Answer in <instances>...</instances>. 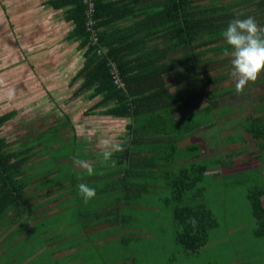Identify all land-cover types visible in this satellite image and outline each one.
Returning <instances> with one entry per match:
<instances>
[{"label": "rangeland", "instance_id": "rangeland-1", "mask_svg": "<svg viewBox=\"0 0 264 264\" xmlns=\"http://www.w3.org/2000/svg\"><path fill=\"white\" fill-rule=\"evenodd\" d=\"M41 1L0 0V80L3 81L0 84V115L13 110L17 112L5 124L1 135L11 142L12 149H18L40 132L60 129L56 140H53L56 145L46 155L36 156L26 170L27 174L34 171L41 176L48 175L39 188L49 189L65 184L62 190L71 192L72 199L62 212L50 214L41 221L43 227H58L59 220L68 222L72 217L77 219L78 213L96 212L98 206L104 203H111L115 208L119 205L116 201H122V193L113 183L116 168L111 167V160L104 162L103 157L98 160L97 156H102V150L98 147L102 139L123 142L128 120L104 116L100 113L104 108L87 114L99 98L87 100L83 95L72 98L78 83L70 85V80L82 65V57L76 44H69L65 40L71 26L62 21L60 12L44 7ZM230 61L231 57L224 55V52L210 51L203 57L202 63L206 65L201 79L218 80L222 73H229L226 79L212 81L203 89L205 95H209V103L216 104L213 106L214 113L209 116L194 114L207 103L203 92H200L199 82L177 85L172 82L170 88L174 94H184L188 102L186 108L170 115L169 119L175 125L170 131L181 129L183 122L179 121L187 122L192 114L196 119L203 118L205 126L212 124L210 129L200 126L198 130L181 136L174 144L179 150L175 155L177 164L194 160L207 168L191 192L196 197L186 195L183 198L184 204L189 206L204 204L214 215L216 225L208 231L207 242L194 253L183 252L181 246L175 243L177 229L173 219V203L170 202L168 206L164 203V198L170 197V191L161 188L160 193L152 194L150 191L149 195L142 194L137 200L127 199L126 204L130 206L124 207L123 211L131 216V222L118 220L119 224L113 226L114 232L119 233L118 239L114 238L110 245L114 251L103 262L98 258L92 264H264V237L254 235L256 223L247 199L249 191L262 184V169L252 165L251 161L255 156L252 153H258L255 157L264 168V139L257 148L252 136L245 130L249 126L247 118L257 117L254 111L264 103V82H257L258 79L263 80L264 70L256 81L249 82L243 92L237 93L236 82L230 75ZM167 78L169 82L172 79ZM8 89H13L15 93L11 100L6 96ZM260 111L259 108L257 112ZM160 136L164 141L169 139L168 134ZM21 137L24 140L19 139ZM48 137L46 134L41 140L43 145ZM195 142H198L197 149L202 151H191ZM174 145L159 147L158 165L162 163L160 158L167 157L170 147ZM90 155L94 158L89 162L94 174L88 176L73 161L84 160ZM191 155L194 157L191 158ZM228 158L236 164L219 167L214 163L216 160L229 162ZM101 175L106 178L103 179ZM90 181L94 182L92 187L96 189V201L90 200L84 204L77 186L82 182L88 185ZM105 182L109 183L112 192L104 191ZM160 186L164 187L162 182ZM98 190L101 192L97 193ZM34 226L37 227L36 224ZM37 230L34 227V231ZM120 235L128 236L124 245L120 244ZM118 246L121 248L119 251ZM85 252V258L96 256L89 250L85 249ZM99 253L100 249L97 251ZM59 260L47 250L34 256L28 264H57Z\"/></svg>", "mask_w": 264, "mask_h": 264}, {"label": "trees", "instance_id": "trees-1", "mask_svg": "<svg viewBox=\"0 0 264 264\" xmlns=\"http://www.w3.org/2000/svg\"><path fill=\"white\" fill-rule=\"evenodd\" d=\"M85 1L88 0H44L41 3L60 12L62 21L71 26L65 40L76 44L82 57V65L70 83L73 85L81 80L72 98L81 95L87 100L99 98L87 114L104 108L100 112L104 116L128 120L122 136L124 151L113 153L111 158L116 161L113 183L122 193V201L115 196L116 203L130 206L126 204L127 199L137 200L142 194L149 195L150 191L153 194L160 193L161 188L168 189L170 197L166 196L164 203L166 206L173 203L177 229L174 241L185 253L197 252L207 242L208 231L216 225L215 218L204 204L189 206L184 204L183 198L194 196L191 192L207 168L197 161L177 164L175 155L179 150L174 144L181 136L205 126L206 121L194 118V114L209 116L214 113L216 104L209 103V95L206 96L203 89L210 82H218L229 75L227 71L218 80L201 79L206 65L202 63L203 57L210 51L224 52L229 48L221 33L234 19L251 16L264 29V0H90L94 4L93 33L86 31L85 11L89 4ZM109 63L117 67L123 88L113 84ZM167 77L172 78L170 82ZM262 81L264 78L257 82ZM172 82L173 85L199 82L207 103L187 122L179 121L183 122L181 129L170 131L175 126L170 115L186 108L188 103L184 94L170 91ZM259 108L262 113L255 118L249 116V126L245 129L254 144H258L257 148L264 139V103ZM16 115L15 110L0 115V226L10 216L14 221L21 219L26 210L24 190L28 162L36 156L46 155L56 145L53 140L60 130H45L32 141H25L20 148L12 149L11 142L1 132ZM208 125L212 124L205 127ZM46 134L49 137L43 145L41 140ZM161 134H168L169 139L164 141ZM174 137L176 139H172ZM19 139L24 140L23 137ZM163 143L174 146L170 147L167 157L160 158L162 163L158 165V146L162 147ZM197 145L194 144L191 151L197 152ZM228 161L216 160L214 163L219 167L236 164L231 158ZM161 182L164 187L160 186ZM108 185L105 182L104 191L112 192ZM262 197L264 185L253 188L247 195L256 223V237H264ZM192 217L196 219L195 228L187 223ZM117 222L115 220L114 224Z\"/></svg>", "mask_w": 264, "mask_h": 264}, {"label": "crops", "instance_id": "crops-1", "mask_svg": "<svg viewBox=\"0 0 264 264\" xmlns=\"http://www.w3.org/2000/svg\"><path fill=\"white\" fill-rule=\"evenodd\" d=\"M80 81L81 80L77 81V83ZM254 112H256L257 115L262 113L257 112V110ZM228 115L230 114L228 113ZM209 127L211 126L208 125V128ZM7 141L9 142V140ZM194 144H198V142ZM255 144L258 146L257 143ZM165 145L166 144L163 143L162 147ZM159 147L161 146H158L160 150ZM200 151L202 150H198V152ZM252 154L258 156V153L255 152ZM255 156L251 163L257 168L259 167L262 169V187L264 185V168H262L260 161L257 160L258 157ZM100 157L102 156H97V159L100 160ZM193 157L194 155H191V158ZM93 159L94 158L90 155L84 160L90 162ZM183 163L184 162H182V164ZM27 166L30 167V162H28ZM76 167L79 166L76 165ZM239 174H241V171ZM100 177L103 179L106 178L105 175H101ZM98 178H96L95 181H97ZM47 179L48 175L41 176L34 171H30L29 174L25 172L26 188L24 192L26 210L23 211L21 219H15L16 221H14L12 220V216H10V219L3 222L0 226V264H28L34 256L42 254L47 250L51 252L52 257L57 258V260L60 259L57 261V264H92L93 261L96 259L98 260V258L101 259L102 262L106 260L109 253L114 251V248L110 246L111 243L114 242V238L118 239L119 235V233H115L113 229V226L119 224V222L114 224V221L119 220L122 223H130L132 220L131 216H128V214L125 215L123 211L124 207L129 206L118 205L113 208L111 203L109 205L104 203L98 206L96 212L86 211L78 213L77 219L72 217L68 222L64 220L61 222L59 220L58 227L57 225L43 227L41 221L44 218L46 219V216L57 213L58 211L62 212V210L68 206L67 203L72 199L70 195L71 192H68L67 189L62 190L65 184L60 187L56 185V187H51L49 189L39 188L41 182ZM93 184L94 182L92 183L90 181L88 186L92 187ZM91 200L96 201V196ZM261 203L264 206V197H262ZM40 212H44L45 214L39 215ZM35 218L36 220L33 221ZM34 224H36L37 227L34 226ZM34 227L38 229L36 232L34 231ZM127 240L128 236L120 235V244L124 245L123 243ZM35 243H37V245H35ZM42 243H44V246H41ZM85 249L91 251V253H95L96 256L85 258V254L87 253H83ZM98 249H100L99 255L97 254ZM120 249V246H118L117 251Z\"/></svg>", "mask_w": 264, "mask_h": 264}, {"label": "clouds", "instance_id": "clouds-1", "mask_svg": "<svg viewBox=\"0 0 264 264\" xmlns=\"http://www.w3.org/2000/svg\"><path fill=\"white\" fill-rule=\"evenodd\" d=\"M229 48H226L224 55L231 57L232 70L230 75L236 82L237 93L243 92L249 82L256 81L258 75L264 70V29L260 28L254 17L245 19H234L229 22L226 29L221 33ZM0 84L3 81L0 80ZM13 89H8L6 96L9 100L14 97ZM102 150L104 162L111 160V167H116V161L112 160L113 153L123 152L124 145L119 142H112L110 139H102L98 145ZM74 164L91 176L94 174L93 166L81 159H74ZM78 194L83 198L84 204H88L96 196V190L86 183L78 184ZM187 223L193 228L196 226V219L189 218Z\"/></svg>", "mask_w": 264, "mask_h": 264}, {"label": "built area", "instance_id": "built-area-1", "mask_svg": "<svg viewBox=\"0 0 264 264\" xmlns=\"http://www.w3.org/2000/svg\"><path fill=\"white\" fill-rule=\"evenodd\" d=\"M85 3L89 4V8L85 11V16H86V23H85V27H86V31L89 33H93L92 31V27L94 26V19H92V15L94 13V4H92L90 2V0L85 1ZM96 38L93 36L92 37V42L95 43ZM98 53H100V51H98ZM109 67V73L112 79V82L115 86H117L118 88H123L124 84L121 81L120 77L118 76V70L117 67L112 64L109 63L108 65Z\"/></svg>", "mask_w": 264, "mask_h": 264}]
</instances>
